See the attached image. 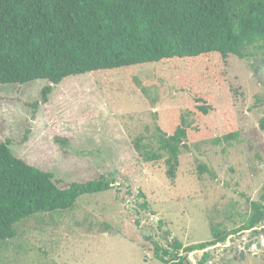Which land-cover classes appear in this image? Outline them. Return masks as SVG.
Instances as JSON below:
<instances>
[{
    "label": "rangeland",
    "instance_id": "1",
    "mask_svg": "<svg viewBox=\"0 0 264 264\" xmlns=\"http://www.w3.org/2000/svg\"><path fill=\"white\" fill-rule=\"evenodd\" d=\"M213 62L210 69L173 61L82 75L54 86L47 102L40 83L0 92V138L15 141L16 156L66 179L97 170L116 181L71 211L14 225L15 237L0 244V264H164L155 246L174 250L163 232L188 261L185 248L210 242L213 230L228 239L205 250V264H264V221L249 229L252 203L264 205V47ZM194 89L209 95L214 112L197 114ZM227 114L240 138L215 145ZM182 118L190 134L172 180L166 154L148 163L135 144L156 150L161 132ZM38 147L42 158L33 153ZM205 251L194 256L197 264Z\"/></svg>",
    "mask_w": 264,
    "mask_h": 264
},
{
    "label": "trees",
    "instance_id": "2",
    "mask_svg": "<svg viewBox=\"0 0 264 264\" xmlns=\"http://www.w3.org/2000/svg\"><path fill=\"white\" fill-rule=\"evenodd\" d=\"M260 46L264 0H0V92L40 83L44 102L54 86L78 76L173 61L210 69L216 57L245 59L248 49ZM193 93L197 114L214 112L207 93ZM216 130L215 145L240 138L230 114L223 134ZM189 132L182 118L171 131L161 132L156 150L140 142L135 148L148 163L166 154L167 176L173 180ZM13 144L0 138V244L13 239V226L28 218L71 211L82 197L114 188V178L97 170L75 179L59 177L42 163L16 156ZM41 147L33 152L40 158L45 154ZM252 207L249 229L264 221V205L253 202ZM227 239L213 230L210 242L186 249L203 250ZM180 249L176 242L173 250ZM154 251L164 264H184L183 259L175 262L168 250L155 246ZM208 258L205 253L202 264Z\"/></svg>",
    "mask_w": 264,
    "mask_h": 264
},
{
    "label": "flooded vegetation",
    "instance_id": "3",
    "mask_svg": "<svg viewBox=\"0 0 264 264\" xmlns=\"http://www.w3.org/2000/svg\"><path fill=\"white\" fill-rule=\"evenodd\" d=\"M142 206H144V205H142ZM142 206H141V208H142ZM145 209V208H144ZM164 235V234H163ZM165 236V238H164V240L166 239V237H167V234L166 235H164ZM166 242V241H165ZM167 243V242H166ZM173 244H175L176 245V243H173ZM202 244V243H201ZM222 244H224V243H222ZM170 246H171V248L173 249L174 247H175V245L174 246H172L171 244H169ZM197 245H199V244H197ZM219 245V244H218ZM217 246V245H216ZM157 247H159V246H157ZM210 247H212V246H210ZM160 248V247H159ZM209 248V247H208ZM208 248H206V249H203V250H187L186 248H185V251L186 252H188L187 254H188V256H187V258H188V261L187 260H185V256H184V254L183 253H179L178 251H181L182 249H180V250H174V256L176 257L175 258V262H179L181 259H183V262H184V264H197V262L194 260V256L196 255V254H198L200 251H205V250H207ZM245 251H247L246 249H245ZM245 251H242V252H245ZM247 252H249V250L247 251ZM205 253H208L209 254V251H205L204 253H203V256H202V259H201V261H200V264H202V260H203V258H204V254ZM242 254V253H241ZM209 257H210V254H209ZM244 257H245V254H244ZM240 258H241V255H240ZM209 259V258H208ZM241 259H244V258H241ZM206 263V262H205ZM204 263V264H205Z\"/></svg>",
    "mask_w": 264,
    "mask_h": 264
},
{
    "label": "water",
    "instance_id": "4",
    "mask_svg": "<svg viewBox=\"0 0 264 264\" xmlns=\"http://www.w3.org/2000/svg\"><path fill=\"white\" fill-rule=\"evenodd\" d=\"M136 192H137V194L135 196V199H137V200H143L144 199V194L141 192V190L140 189H137ZM132 194H133V190H129L128 191V195H132ZM144 208H145V206H142V209H144ZM152 215H154V214H152ZM137 223L139 225V222H137ZM163 234L166 235V232H163ZM147 240L151 241V238L150 237H147ZM165 241L167 242V244H171L170 243V240L167 237H166ZM171 245L174 246L175 244H171ZM252 246L253 245L251 244L249 247L246 248V250L248 251L250 249V247H252ZM257 249H261V246L259 245L257 247ZM244 254H245V252H242L241 258H244Z\"/></svg>",
    "mask_w": 264,
    "mask_h": 264
}]
</instances>
